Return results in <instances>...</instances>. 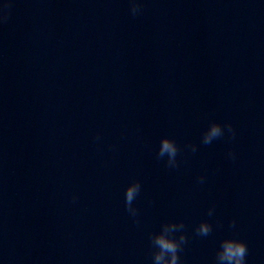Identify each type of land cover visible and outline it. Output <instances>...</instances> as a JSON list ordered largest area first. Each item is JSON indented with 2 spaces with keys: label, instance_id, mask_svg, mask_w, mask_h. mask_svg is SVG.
Segmentation results:
<instances>
[{
  "label": "clouds",
  "instance_id": "clouds-1",
  "mask_svg": "<svg viewBox=\"0 0 264 264\" xmlns=\"http://www.w3.org/2000/svg\"><path fill=\"white\" fill-rule=\"evenodd\" d=\"M129 11L133 17L143 12V0H129ZM11 15V0H5L0 5V24L7 23ZM228 134L230 138H235V129L231 123L221 124L212 121L208 128L203 132L201 142L204 145H210L214 140L220 139ZM99 134L96 140L99 141ZM191 152L197 151L195 144L186 145ZM181 149L176 141L167 136L160 140L159 149L156 153L157 159H166V166L170 169L179 167L177 160L178 153ZM228 157L235 159V153L229 151ZM198 183H204L205 178L200 176L197 178ZM141 191V183L139 180L132 181L125 189V209L135 219L138 216V209L134 207V201ZM77 199L73 196V201ZM214 214V208L208 210V215ZM138 222V221H137ZM235 220L230 222V227L235 228ZM185 225L183 221L167 222L161 225L158 233H152L149 236L153 251V264H179V253L183 250V246L187 243V236L184 234ZM179 232L178 238L175 233ZM195 232L198 236H208L212 232V225L207 221H201L196 227ZM248 254V246L245 241L236 238H225L220 242V248L216 253L217 264H247L246 257Z\"/></svg>",
  "mask_w": 264,
  "mask_h": 264
}]
</instances>
